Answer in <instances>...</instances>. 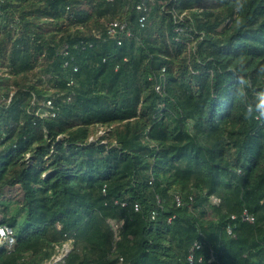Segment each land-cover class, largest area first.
I'll return each mask as SVG.
<instances>
[{"label": "trees", "instance_id": "1", "mask_svg": "<svg viewBox=\"0 0 264 264\" xmlns=\"http://www.w3.org/2000/svg\"><path fill=\"white\" fill-rule=\"evenodd\" d=\"M261 108L264 0H0V264H264Z\"/></svg>", "mask_w": 264, "mask_h": 264}, {"label": "built area", "instance_id": "2", "mask_svg": "<svg viewBox=\"0 0 264 264\" xmlns=\"http://www.w3.org/2000/svg\"><path fill=\"white\" fill-rule=\"evenodd\" d=\"M138 8L143 9V6L140 5ZM145 22H146V16H142L140 19V23L142 24V26H144ZM125 29L128 30L127 25L125 23L113 22L112 24H110L108 32L110 35H115L117 33V31H119V30L123 31ZM129 34H130V32H128V35ZM69 65H70L69 62L65 63V66H69ZM73 71L78 72V67L74 66ZM69 85H73V80L69 83ZM157 90L160 91V87H158ZM46 106L49 108H52L53 107L52 101L48 100L46 102ZM136 209H138V206H136ZM244 220L249 221L251 223L254 222V218L249 217L248 215H246L244 217ZM0 230H3V233H4V235L0 236V245L2 244L4 246H6L9 250H11L13 248L15 242H16V239L13 235L12 230L8 227H2V228H0ZM69 252H70V249L68 247H65L60 254L53 257L52 260L50 262H48L47 264L64 263L65 258L67 257Z\"/></svg>", "mask_w": 264, "mask_h": 264}, {"label": "clouds", "instance_id": "3", "mask_svg": "<svg viewBox=\"0 0 264 264\" xmlns=\"http://www.w3.org/2000/svg\"><path fill=\"white\" fill-rule=\"evenodd\" d=\"M245 118L256 119V120L264 119V108H261L259 116L254 115L251 111L247 110L245 113ZM214 200L216 201V199ZM2 235H4L3 230H0V236Z\"/></svg>", "mask_w": 264, "mask_h": 264}, {"label": "rangeland", "instance_id": "4", "mask_svg": "<svg viewBox=\"0 0 264 264\" xmlns=\"http://www.w3.org/2000/svg\"><path fill=\"white\" fill-rule=\"evenodd\" d=\"M16 192H11L10 195L7 196V198H14L15 197ZM15 199V198H14Z\"/></svg>", "mask_w": 264, "mask_h": 264}]
</instances>
